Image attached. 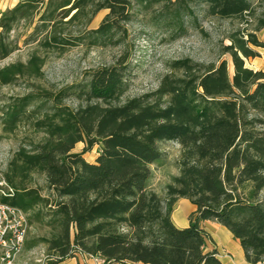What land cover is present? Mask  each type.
I'll return each mask as SVG.
<instances>
[{"label":"trees","instance_id":"16d2710c","mask_svg":"<svg viewBox=\"0 0 264 264\" xmlns=\"http://www.w3.org/2000/svg\"><path fill=\"white\" fill-rule=\"evenodd\" d=\"M103 10V21L89 29ZM135 15L170 41L188 26L201 33L199 15L237 22L226 36L229 44L220 48L233 73L225 60L176 61L154 92L122 101L123 53L111 66L91 71L82 86L33 91L0 106L4 132L26 123L43 136L18 149L4 172L14 189L4 202L26 214L28 227L49 230L24 248L44 245L47 264L78 255L104 264H222L215 250H205L210 238L199 227L211 221L239 241L247 264H264V71L245 65L264 49L257 38L264 11L257 13L253 0L20 1L0 16V63L18 50L11 34L21 23L31 29L24 43H35V50L25 62L0 68V89L42 78L49 53L121 47L118 35ZM73 26L78 30L66 32ZM168 142L180 147L177 175L159 195L150 169L161 159L159 145ZM77 144H83L79 153ZM95 147L98 154L89 163L83 156ZM35 176L43 178L52 199L31 186ZM179 199L195 207L184 229L170 218Z\"/></svg>","mask_w":264,"mask_h":264},{"label":"rangeland","instance_id":"374dc122","mask_svg":"<svg viewBox=\"0 0 264 264\" xmlns=\"http://www.w3.org/2000/svg\"><path fill=\"white\" fill-rule=\"evenodd\" d=\"M7 3L8 0H0V11ZM253 4L257 13L264 11V0H253ZM106 14V10L97 13L91 21L89 29H96ZM198 20L201 33L192 26H188L183 36L170 41L168 37L150 29L146 25L147 20L143 19L141 15H135L132 21L125 26V31L118 35L123 40L121 47L85 48L76 46L62 54L49 53L46 55L42 67V78L18 79L13 85L1 88L0 106L33 91H55L67 86H82L88 80V74L91 71L103 66H111L123 53L127 54L128 63L126 69L127 89L122 101L154 92L161 79L169 73L170 64L184 59L204 65H217L219 61L225 60L228 63V72L231 76L233 68L230 57L222 55L220 48L221 44H229L226 36L238 27V23L209 19L202 15H199ZM78 28L76 26L68 27L66 32L72 33ZM30 30L23 23L14 29L11 37L16 40L18 50L8 59L2 61L0 68L18 61L25 62L35 50V43H24L26 34ZM257 38L264 42V29L257 33ZM257 52L260 56L252 61L246 60L245 65L249 69L252 68L253 71H264V49H258ZM39 54L42 53L39 52ZM65 104L75 106L77 103L68 100ZM42 137L41 134L33 133L26 123H22L11 133L4 132L0 118V169L5 172L7 163L18 149H28L30 144L39 142ZM159 147L161 159L150 170L153 181L152 189L160 195L163 186L170 181L171 177L177 175L176 162L179 158L180 147L171 142L160 144ZM82 149L83 144H77L74 152L79 153ZM97 154L98 149L95 147L83 158L87 162L93 163ZM31 186L37 188L43 197L52 199L53 196L49 194L42 177L35 176ZM259 201L264 203V190L260 192ZM48 232V228L44 225L29 226L25 244L47 237ZM47 262L46 248L39 244L31 250L23 248L13 264H47Z\"/></svg>","mask_w":264,"mask_h":264},{"label":"crops","instance_id":"0c3cea01","mask_svg":"<svg viewBox=\"0 0 264 264\" xmlns=\"http://www.w3.org/2000/svg\"><path fill=\"white\" fill-rule=\"evenodd\" d=\"M20 1L23 0H8V3L2 8L0 13L2 14L3 12L13 8ZM250 61L252 60L250 59ZM194 212L195 207L191 205L189 201L186 199H179L172 209L170 218L176 228L184 229L188 227V218ZM199 227L210 238V241H206L205 250H215L216 256L222 264H247L244 260L243 251L240 247L239 241L234 239L230 232H228L224 227L211 221H202L199 223ZM76 263L94 264L92 260L87 259L84 255H78L75 259L67 260L62 264Z\"/></svg>","mask_w":264,"mask_h":264},{"label":"built area","instance_id":"2783aa9c","mask_svg":"<svg viewBox=\"0 0 264 264\" xmlns=\"http://www.w3.org/2000/svg\"><path fill=\"white\" fill-rule=\"evenodd\" d=\"M13 195L14 189L0 169V264H13L22 252L27 237L26 214L4 202ZM84 256L94 264H104V261L97 257Z\"/></svg>","mask_w":264,"mask_h":264}]
</instances>
